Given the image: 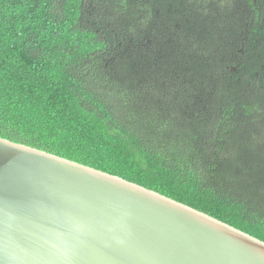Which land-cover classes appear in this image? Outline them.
I'll use <instances>...</instances> for the list:
<instances>
[{"label": "trees", "instance_id": "1", "mask_svg": "<svg viewBox=\"0 0 264 264\" xmlns=\"http://www.w3.org/2000/svg\"><path fill=\"white\" fill-rule=\"evenodd\" d=\"M0 137L264 241V0H0Z\"/></svg>", "mask_w": 264, "mask_h": 264}, {"label": "water", "instance_id": "2", "mask_svg": "<svg viewBox=\"0 0 264 264\" xmlns=\"http://www.w3.org/2000/svg\"><path fill=\"white\" fill-rule=\"evenodd\" d=\"M0 264H264V241L119 176L0 137Z\"/></svg>", "mask_w": 264, "mask_h": 264}]
</instances>
